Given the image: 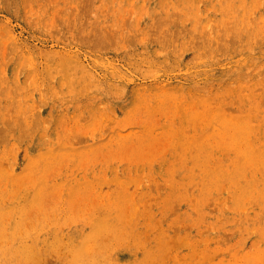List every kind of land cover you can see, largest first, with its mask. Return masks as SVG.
Masks as SVG:
<instances>
[{
	"label": "rangeland",
	"instance_id": "obj_1",
	"mask_svg": "<svg viewBox=\"0 0 264 264\" xmlns=\"http://www.w3.org/2000/svg\"><path fill=\"white\" fill-rule=\"evenodd\" d=\"M263 38L264 0H0V264H264Z\"/></svg>",
	"mask_w": 264,
	"mask_h": 264
},
{
	"label": "bare ground",
	"instance_id": "obj_2",
	"mask_svg": "<svg viewBox=\"0 0 264 264\" xmlns=\"http://www.w3.org/2000/svg\"><path fill=\"white\" fill-rule=\"evenodd\" d=\"M182 1V0H181ZM80 2V1H79ZM186 2V1H185ZM90 4H91V2H89ZM173 3V2H172ZM239 3V2H238ZM79 4V3H78ZM89 4V5H90ZM143 4V3H142ZM233 4V3H232ZM233 6V5H232ZM238 6V5H237ZM236 7V6H235ZM81 8V7H80ZM244 8V7H243ZM257 8V7H256ZM83 9V8H82ZM177 9V8H176ZM237 9V8H236ZM227 10V9H226ZM232 10H233V7H232ZM84 12V11H83ZM177 12V11H176ZM221 12V11H220ZM245 11H243V13H244ZM252 13V12H251ZM250 14V13H249ZM179 15V14H178ZM243 15V14H242ZM58 16V15H57ZM129 16V15H128ZM221 16V15H220ZM231 16V15H230ZM252 17H253V15H252ZM125 18V17H124ZM199 18V17H198ZM242 18V17H241ZM235 19V18H234ZM51 20V19H50ZM54 20V19H53ZM164 20V18L162 19V21ZM165 20H167V19H165ZM253 20V19H252ZM96 21V20H95ZM161 21V20H160ZM170 21V20H169ZM223 21L225 22V20L223 19ZM92 22V21H91ZM195 22V21H194ZM218 22V21H217ZM231 22V21H230ZM236 22V21H235ZM232 23V22H231ZM198 25V24H197ZM218 25V24H217ZM52 26H53V24H52ZM138 26V25H137ZM215 26H216V24H215ZM219 26V25H218ZM202 27H204V26H202ZM212 27V26H211ZM241 27V26H240ZM54 28H55V26H54ZM57 28V27H56ZM261 28V27H260ZM96 30V29H95ZM166 30V29H165ZM169 30V29H168ZM192 30V29H191ZM198 30V29H197ZM206 30V29H205ZM214 30V29H213ZM80 32V31H79ZM88 32V31H87ZM207 32V31H206ZM116 33V32H115ZM248 33V32H247ZM78 35V34H77ZM80 35V34H79ZM84 35V34H83ZM209 35H210V33H209ZM211 35H213V34H211ZM247 35V34H246ZM64 36V35H63ZM91 36V35H90ZM128 36V35H127ZM162 36V35H161ZM172 36V35H171ZM65 37V36H64ZM69 37V36H68ZM164 37V36H163ZM204 38V37H203ZM221 38V37H220ZM227 39V38H226ZM264 39V38H263ZM146 40V39H145ZM148 41V40H147ZM198 41V40H197ZM216 41H217V39H216ZM205 43V42H204ZM218 43V42H217ZM163 44V43H162ZM97 45V44H96ZM95 46V45H94ZM93 46V47H94ZM178 47V46H177ZM206 49H208V48H206ZM3 58V57H2ZM156 98V97H155ZM171 100V99H170ZM31 114V113H30ZM37 114V113H36ZM26 119V118H25ZM34 119V118H33ZM33 119H32V121H33ZM28 122V121H27ZM20 123V122H19ZM33 123V122H32ZM36 124H38V123H36ZM19 125V124H18ZM22 125V124H21ZM31 125V124H30ZM46 125V124H45ZM32 127V126H31ZM30 127V128H31ZM20 128V127H19ZM45 129V128H44ZM26 130H22V132H25ZM29 131H31V130H29ZM27 132V131H26ZM19 133H20V131H19ZM22 134V133H21ZM14 135V134H13ZM24 135V134H23ZM23 135H21V136H23ZM20 136V135H19ZM20 136V137H21ZM77 161V160H76ZM59 173V172H58ZM5 181V180H4ZM4 188V187H3ZM151 198V197H150ZM100 201V200H99ZM4 225V224H3ZM20 234H21V232H20ZM16 235V234H15ZM21 236V235H20ZM1 243H2V241H1ZM27 252V251H26ZM17 253V252H16ZM22 255V254H21ZM41 262V261H40ZM28 263V262H27Z\"/></svg>",
	"mask_w": 264,
	"mask_h": 264
}]
</instances>
